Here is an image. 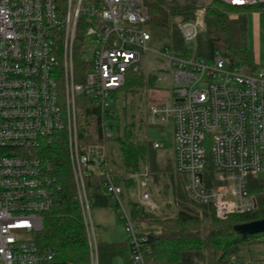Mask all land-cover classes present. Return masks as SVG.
<instances>
[{
	"label": "built area",
	"instance_id": "obj_1",
	"mask_svg": "<svg viewBox=\"0 0 264 264\" xmlns=\"http://www.w3.org/2000/svg\"><path fill=\"white\" fill-rule=\"evenodd\" d=\"M218 1L232 8L264 4ZM204 11L198 9L194 20H175L187 49L186 56H178L168 41L161 50L147 47L151 36L142 0H0V264H50L56 256L27 234L40 229L57 189L33 150L59 132L65 134L89 264H98L84 184L90 174L104 177V193L126 222L129 264H145L147 239L138 235L123 207L105 146L81 150L77 131V99L83 96L98 111L103 140L112 139L117 92L129 70L154 76L150 92L160 100L148 107L147 124L171 128L173 167L185 178L188 197L211 208L218 220L255 210L246 182L264 173V73L244 74L219 54L210 60L196 56ZM78 38L84 67L79 71ZM152 146L157 150L162 144ZM125 178L135 183L137 203L158 212L149 169Z\"/></svg>",
	"mask_w": 264,
	"mask_h": 264
},
{
	"label": "trees",
	"instance_id": "obj_2",
	"mask_svg": "<svg viewBox=\"0 0 264 264\" xmlns=\"http://www.w3.org/2000/svg\"><path fill=\"white\" fill-rule=\"evenodd\" d=\"M142 2L148 13L145 26L152 31H165V37L176 55L186 56L187 49L175 20H194L198 9L204 8L205 29L197 37L196 56L210 60L219 54L230 66H238L244 74L251 75L258 71L254 53L247 44V14L264 13V4L232 8L218 0L202 5L199 0ZM80 40L78 38L75 54L78 71L84 69L80 61ZM154 87L152 74L144 75L133 70L126 73L124 84L117 92L111 118L113 137L109 141L103 140L101 136L99 114L91 106L90 99L83 96L77 99L79 147L85 150L89 146H105L107 169L113 177V183L122 189L121 198L128 196L132 181L125 177L131 173H139L149 167L152 183L160 188L161 195L168 191L163 180L165 176L168 177L171 201L176 206L174 211L169 203L163 208L155 196L153 198L159 213H150L135 201L128 202V215L135 229L142 222H148L147 225L154 228L148 233L137 230L139 236L147 239L149 251L144 254L145 264H196L204 263L207 259L210 264L253 262L244 257L251 245L261 247L260 261L264 264V233L242 236L234 229L239 224L264 219V183L249 178L248 192L256 197V208L251 213L218 220L211 208L193 202L186 194L185 178L174 170L173 159L167 160V165L162 167L157 161L153 142L144 137V129L148 125V108L143 105V99ZM33 153L42 160L57 189L52 209L41 215V227L31 233V240L39 248L55 251L56 256L50 264H89V246L69 164L65 134L55 133L49 140L41 142ZM84 184L91 211L110 207L111 199L104 193L103 176L90 174L84 178ZM97 256L98 264H115L117 261L129 264L128 239L121 243L97 240Z\"/></svg>",
	"mask_w": 264,
	"mask_h": 264
},
{
	"label": "rangeland",
	"instance_id": "obj_3",
	"mask_svg": "<svg viewBox=\"0 0 264 264\" xmlns=\"http://www.w3.org/2000/svg\"><path fill=\"white\" fill-rule=\"evenodd\" d=\"M199 3L204 4L199 1ZM206 4V3H205ZM247 44L250 49H252L255 61L258 64V71L264 73V13L263 12H250L247 14ZM81 33H84V29L82 26H80ZM151 36V41L148 42L146 45L150 49L155 50H161L164 47V44H167V38L166 32L163 30H150L149 28H146ZM168 33V31H167ZM147 59L145 58V61ZM246 74V73H245ZM147 75V74H144ZM249 75V74H247ZM151 91V90H150ZM148 92L144 95L143 99V105L147 106V108L155 101H159L160 98L156 99L155 96H153L152 92ZM156 95V94H155ZM158 96V95H156ZM144 137H146L147 140L151 142H159L162 144V147L156 150V157L158 163L162 167H165L167 165V160L174 159V148L172 143V131L171 128L168 125L164 126H148L144 129ZM206 149L208 152H210V145L209 143L206 144ZM149 168V167H147ZM150 171V170H149ZM150 173V172H149ZM151 175V173H150ZM166 178V179H164ZM163 180L167 184L168 191L166 194L161 195L159 193L160 188L155 187V185L152 183V179L150 176L149 179V192L154 200L153 196L155 198H158L161 201V204L163 205V208H165V204L169 203L171 205L172 210L174 211L176 209V206L171 201V185L168 183V177L165 176ZM256 179L259 183H264V173L258 174L254 177H249ZM249 178H247V189L249 191ZM150 185L152 186V190H150ZM128 196H122L121 201L123 204V207L125 208L126 212H128V202L135 201L137 203V193L135 190V183L132 182L129 186ZM250 193V192H249ZM160 194V195H159ZM251 196L255 197V194L250 193ZM163 199V200H162ZM173 200V199H172ZM103 211L101 210H92L91 215L93 217V221L95 224V234L96 239H102L105 240L108 243H121L124 242L127 239V235L125 233V220L120 218L119 213L117 212V207L114 201L111 200L109 210L107 211V214L109 215V219L113 220L109 224V227H104L103 222L104 220H101V213ZM150 213H159L158 212H150ZM148 222H142L138 223L137 230L148 233L150 231H153L154 228L149 227ZM134 226V225H133ZM135 228V227H134ZM136 230V229H135ZM136 230V231H137ZM106 232V233H105ZM31 234H27V239H31ZM244 257L247 260L253 261V262H247V263H241V264H262L260 261L262 257V251L261 247L259 248L258 245H251L248 247V251L244 253ZM115 264H121L119 261H117ZM202 264H210L209 259H207ZM240 264V263H236Z\"/></svg>",
	"mask_w": 264,
	"mask_h": 264
},
{
	"label": "water",
	"instance_id": "obj_4",
	"mask_svg": "<svg viewBox=\"0 0 264 264\" xmlns=\"http://www.w3.org/2000/svg\"><path fill=\"white\" fill-rule=\"evenodd\" d=\"M234 229L238 234L242 236L264 233V219L239 224L235 226Z\"/></svg>",
	"mask_w": 264,
	"mask_h": 264
},
{
	"label": "crops",
	"instance_id": "obj_5",
	"mask_svg": "<svg viewBox=\"0 0 264 264\" xmlns=\"http://www.w3.org/2000/svg\"><path fill=\"white\" fill-rule=\"evenodd\" d=\"M252 50V49H251ZM109 210V208H106V209H103V210H101V211H103L100 215H101V220H104L103 222H105V223H103V226L104 227H109V224L111 223V222H113V220H111V219H109V215L110 214H107V211ZM106 233V232H105ZM108 243V242H107Z\"/></svg>",
	"mask_w": 264,
	"mask_h": 264
}]
</instances>
